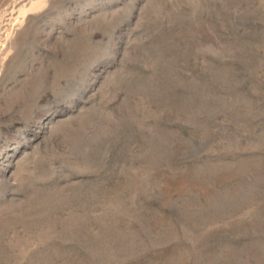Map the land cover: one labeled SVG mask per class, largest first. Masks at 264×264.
Instances as JSON below:
<instances>
[{"label":"rangeland","instance_id":"obj_1","mask_svg":"<svg viewBox=\"0 0 264 264\" xmlns=\"http://www.w3.org/2000/svg\"><path fill=\"white\" fill-rule=\"evenodd\" d=\"M0 264H264V0H0Z\"/></svg>","mask_w":264,"mask_h":264}]
</instances>
